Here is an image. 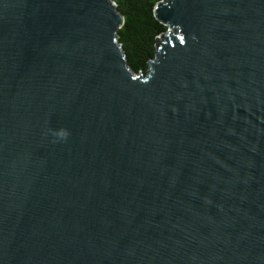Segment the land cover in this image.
Here are the masks:
<instances>
[{
  "label": "water",
  "instance_id": "1",
  "mask_svg": "<svg viewBox=\"0 0 264 264\" xmlns=\"http://www.w3.org/2000/svg\"><path fill=\"white\" fill-rule=\"evenodd\" d=\"M153 13L0 0V264H264V0Z\"/></svg>",
  "mask_w": 264,
  "mask_h": 264
},
{
  "label": "trees",
  "instance_id": "2",
  "mask_svg": "<svg viewBox=\"0 0 264 264\" xmlns=\"http://www.w3.org/2000/svg\"><path fill=\"white\" fill-rule=\"evenodd\" d=\"M123 17L117 31L127 66L134 73L145 72L155 52L156 38L166 27L154 17L153 9L161 0H113Z\"/></svg>",
  "mask_w": 264,
  "mask_h": 264
}]
</instances>
